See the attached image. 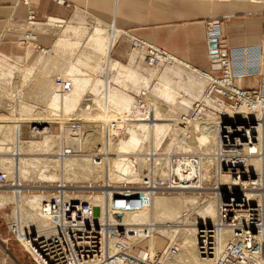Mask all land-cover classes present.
<instances>
[{
	"label": "built area",
	"instance_id": "obj_1",
	"mask_svg": "<svg viewBox=\"0 0 264 264\" xmlns=\"http://www.w3.org/2000/svg\"><path fill=\"white\" fill-rule=\"evenodd\" d=\"M20 1L27 7L26 20L33 23L38 17V7L28 0ZM217 24H210L208 29L209 41L218 43L217 49L210 50L209 70L199 69L155 44H137L148 65L185 63L206 80L202 99L183 121L186 128L198 121L203 130H215L214 150L173 154L170 167L157 163L159 153L148 155L147 170L141 171L143 178L136 186L114 194L101 220L102 209L96 216L95 203L74 196L75 190L59 182L48 191L49 197L40 208V214L49 222L47 227L41 230L20 227L17 231L13 223L7 224L36 264H171L170 259L180 253L177 242L171 241L164 249L154 251L145 245L156 237L151 226H142L139 233L135 230L138 226L126 222L125 217L143 210L152 195L206 190L217 201V221L215 225L198 226L199 256L213 264H264L260 254L264 250V174L243 164L251 158H264V81L252 88L239 84L243 76H259L261 70L264 72V44L242 53H229ZM26 34L20 40L22 45L35 41L32 31ZM235 64L240 66L238 72L234 71ZM68 125L76 136H84L90 124L72 120ZM108 128L115 140L123 134L116 119L109 121ZM47 131V126L31 125L34 134ZM82 154L65 146L58 151L63 157ZM92 158L101 161L96 154ZM208 161L211 162L207 170ZM8 184V178L0 172V189ZM111 215L115 219L111 220ZM217 227L241 229L244 237L222 242L215 233Z\"/></svg>",
	"mask_w": 264,
	"mask_h": 264
},
{
	"label": "bare ground",
	"instance_id": "obj_2",
	"mask_svg": "<svg viewBox=\"0 0 264 264\" xmlns=\"http://www.w3.org/2000/svg\"><path fill=\"white\" fill-rule=\"evenodd\" d=\"M28 1L32 3L30 0ZM47 22H50L49 24L54 27H60L63 21L55 18H47ZM26 23H28V21H26ZM37 23L38 20H35L31 24L28 23L29 26L32 25L28 28L32 27L30 31L33 32L32 37L35 38V41L37 40V33L34 31H36ZM63 30L68 33L61 36L54 48L51 50H44L40 58L34 63L35 65H25V60L20 57H14V59L17 60L16 63H8L7 61L0 63V91L2 88L6 90L4 86L9 83L11 86L17 88L16 90L20 94L24 92L22 96L30 101L32 100L34 104L37 105L36 102L38 101L48 103L47 110L51 112L50 114L43 112L40 117L28 113L24 116L25 118L21 115L22 118H20V116L14 119H6L4 118L6 115L3 114L4 117L0 115V117L2 116L0 118V130L4 126L8 128L6 139L0 141V153L11 152V156L9 157H0V164L4 166L3 173L6 177L8 179H12V177L15 179L14 183L9 187L12 188V193L15 192L17 195L23 194L27 199H33V201L42 205L43 201L48 199L49 194L43 191H40L41 193L31 191H26V193L23 192V190L27 188L24 184L25 181H59L62 185H66L69 182L89 181L91 179H103L107 181L110 179L113 181H127V183L138 182L142 179L144 174L141 171L147 170L148 167V156L145 157L142 155L149 154L147 153L149 150L153 152L163 146L170 125H173L172 128L175 125L176 129L181 133L193 130V139L200 153L214 150L217 138L215 130H203L198 121L192 122L190 124L191 126L186 128L183 121L185 118H188L187 115L190 109L194 108L195 104L202 99L207 85L204 78L201 77L202 80L199 77L201 82L195 76L189 75L187 77L188 85L186 87H184V85L182 86V89L190 95L189 98L186 99L178 96V91L173 86L168 73L171 69H168L169 71L166 70L157 79H152L150 77L142 78L141 74L135 69H132V66L136 63V59L143 55L138 52L140 50H135L131 55V65L121 64L112 60L114 62L112 67L116 68L114 71L116 80L126 75L127 78L135 81L136 84L140 81H144V86L138 91L139 97H144L151 92L152 94L172 102L174 108L168 110L161 105L149 101L136 104L135 98L131 96L128 97L124 92L108 85L107 79L104 81L105 75H111L112 73L110 72L112 68L109 67V62L111 61L110 51L118 38V33L110 29L106 30L105 33L103 29L98 28L95 30V34L89 36V30L83 24L75 27L68 24L67 28L65 27ZM88 37L89 41L79 52L78 48L81 42ZM35 41H29L28 43L30 45ZM105 63H108L107 70ZM19 64L23 65L20 66ZM182 66L188 68L185 63H182ZM190 71L192 70L190 69ZM176 73L181 76L183 71L179 68V70H176ZM53 74H57L61 80H65L62 88L58 83H50L51 77L53 78L54 76ZM47 79L50 81H46ZM9 87L8 85L7 89ZM24 87L27 89H23ZM87 91L90 92L89 95L91 97L89 99H84V106L87 109L91 108L90 112L94 117L81 120L95 121L96 129L94 131L97 137L92 142H94V145L101 146L96 154L101 161L98 162L90 158L92 166L88 170V173L86 172L84 175L78 177L77 174L68 173L65 170L64 164L60 161L63 156H60L58 160V164L59 162H61V164H57L56 166L50 164V159L58 158L51 156L54 151H57L56 147H58V142L60 141L59 144L63 143L65 135L64 133H55L49 128L55 125L54 122L56 121L55 117L58 116V109H63L65 113H68L76 106V102H79ZM4 92L5 91H3V93ZM15 93L17 94V92ZM7 94L12 95L14 98L16 97L13 91H7ZM27 99L25 101H27ZM192 99L196 100L191 103ZM18 101L20 100L18 99ZM177 103L181 105H190L191 103V105L187 107L185 112L181 111L180 115L177 116ZM23 105L29 106L27 102H24ZM30 106L28 108L23 107L25 109V114L27 113V109L29 110L28 112H34L35 110H33V108L38 107L32 104ZM19 108H16L17 111ZM102 112H105L107 115L102 114ZM110 112H112L113 115L110 114ZM20 113L21 112H19V114ZM24 113L22 112L21 114ZM112 117L118 121L120 127L127 128L129 132L126 138L118 139V141L112 143L113 154L112 152H108L106 148L111 143L108 140L110 139L109 134H111L108 123L113 119ZM173 117L177 121L172 120ZM57 122L60 123L59 121ZM30 124L42 125V127L47 126L48 131L46 133L38 132L34 134L29 130L25 133V126ZM98 129H100L101 132L98 131ZM86 132L88 135L93 134L89 130ZM102 134H104V137ZM67 136L72 138V136H76V134L70 132ZM88 140L89 139L86 138L82 142L84 149H86ZM172 144L173 143L169 145L171 146ZM188 146L191 147L192 145ZM186 152H191V150L188 149ZM160 155H163V157L158 156L157 163L163 167H170V157L173 154ZM167 155H170V157ZM250 160L252 161L251 164L247 165L244 162L243 164L248 169L263 170L264 173V158H251ZM210 162L211 161H208V164H210ZM102 164L104 167H101ZM3 166L1 165L2 168ZM94 167L98 169L95 170ZM58 168H60V175L59 173L57 174ZM33 172L35 175H33ZM227 177V174L223 175L224 181L227 180ZM111 187L112 186L108 184L105 186V188ZM123 187L125 188L126 186ZM179 193H184V191ZM114 194L121 193L120 191L103 190L100 192L91 191V193L85 195L76 193L74 196L91 200L98 207H101L103 211V216L100 217L101 220L105 217L106 205ZM9 195V193H0V200L7 196L10 197ZM201 198H203L202 195L175 196L155 194L149 197V200L146 201V207L143 210L128 213L125 217V221L138 226L135 230L139 231V233L141 232L142 226L150 225L155 235L167 236L172 242H174L178 236L183 237L185 243L182 244V242H180L179 244L177 241L176 242L180 249L183 248L186 250L188 256L176 260V257L179 256L178 254L173 259H170L171 264H213L212 261L205 260L199 256L197 237L198 226L215 225L218 206L216 199L211 195L206 196L204 201L200 204ZM189 205H191L190 208L188 207ZM2 207L3 205L0 203V208ZM193 211H195V213ZM194 214L199 216L197 223L191 222V218ZM110 219L113 220L112 215ZM21 224V230L25 228L41 230L47 227L49 222L44 218V221L41 222L39 220H34L33 222L27 221L25 227H23L24 223ZM19 228L17 226V229ZM215 233L222 242L228 239H241L244 237L243 230L237 228L217 227ZM137 239H139V237ZM260 254L261 257H264V250Z\"/></svg>",
	"mask_w": 264,
	"mask_h": 264
},
{
	"label": "rangeland",
	"instance_id": "obj_3",
	"mask_svg": "<svg viewBox=\"0 0 264 264\" xmlns=\"http://www.w3.org/2000/svg\"><path fill=\"white\" fill-rule=\"evenodd\" d=\"M33 4H35V3H33ZM54 4H55L56 10L59 13L58 15L60 17H62L65 21H67V23H65L63 21L60 27H56V28L60 29V31H62L65 27L67 28L68 24H71L72 26L78 25L80 23V21L73 24L74 17H77V19L83 20V23H84L83 25L90 32L89 36L95 34L96 33L95 30L98 28L103 29L104 32L106 30H109V29L112 30V27H110V26H105V25L97 23L95 21L96 20L95 17L91 16L90 14H88L87 12H85L83 10H80V12H78L77 8L67 7L65 5L58 4V3H54ZM34 6H36V5H34ZM37 20L38 21L39 20L40 21H46L47 18H41L38 15ZM26 21H27L26 19L23 22L22 21L21 22L16 21L17 24H14V26L11 28V30H12L11 33L8 36H5L2 38V42L0 43V51L4 52L5 54H8L10 56H12V55H24L26 53L27 48H30L31 49V55L28 59L25 60V63L31 64L35 60V58L40 54V52L42 51L43 48H48V49L51 48V46L53 45L52 42H53V39L55 37V33H57L58 30L51 32L49 34H38V32L34 31L35 33H37V40L35 42L31 43L30 45H29V43L22 45L20 43V40L22 39L23 36L27 35L26 34L27 31L32 30V27L28 28L32 25L29 26L28 23H26ZM232 33L233 32L230 31L229 34L226 33V36L227 35L228 36L234 35ZM131 35H134L138 39L141 38V37H139V34H137L134 31L121 32L120 42H119L118 46L116 47L115 53H114L115 57L122 59V62L127 63V65H129L131 62V55L133 54V51L139 50L137 48V44L139 43V41L132 38ZM223 40H225V39H223ZM88 41H89V37L87 38V42ZM83 45H86L84 41L81 42L80 46L82 47ZM134 48H136V49H134ZM138 52H140V54L144 55L143 51L140 50ZM143 55H142V57L140 56V58L136 59V63L132 66V69H135L139 74H141L142 78L143 77H146V78L150 77L152 79H157L166 70L169 71L168 69H171L168 73H169L170 79L172 80L173 86L178 91V93H177L178 96H181V97L186 98V99L189 98L190 95L187 94L182 89L183 85H184V87H186L188 85L187 77L189 75L195 76L199 81H201L200 75H198V74L196 75L195 73L190 71L189 67L186 68L185 66H182V63H180V62L173 63V65H172V63L171 64L169 63V64L164 65L163 67L149 66L146 63V61L144 60ZM5 61H7L8 63H16L17 60L14 59V57L5 58L4 56H0V63L5 62ZM174 64H176V65H174ZM178 64H180V65H178ZM19 65L21 66L23 64H19ZM112 65H114V62L110 61L109 67L112 68V69H110V72H112V73H111V75H105V78H104V81H105V79H107L106 81H107L108 85H110L113 88H116L117 90L124 92L128 97L131 96V97L135 98L136 104H142L145 101L146 102L149 101V102L161 105L162 107H165L168 110H172L174 108V104L172 102L164 99L163 97L152 94L151 92H149L144 97H142V96L139 97L138 91H139V89H141L144 86V84H145L144 81H140L138 84H136L135 81L130 80L129 78L126 77V75H123L122 78H120L119 80H116V76L114 73L116 68L112 67ZM107 66H108V63L105 65L106 70H107ZM179 68L183 71L181 76H179L176 73V70H179ZM0 75H1V68H0ZM53 75H54L53 76L54 79L51 77L50 80L51 81L54 80V82L58 83V85L62 88L64 86L65 80H61L59 75H57V74H53ZM46 81H48V79ZM7 84L10 86L8 89H7V86H8ZM7 84L4 86L6 88V90L4 88H2V90L0 91V92H2V93H0V115H3V114L6 115L5 117L3 115L4 118H6V119L7 118L12 119L13 118L14 119L17 117L19 118L21 115L24 117L28 113L33 114L36 117H40L43 112H45L47 114L51 113L49 110H47L48 103L38 101V102H36L37 103V105H36L33 103L32 100H31L32 101L31 102L29 99L22 96V94L24 92L22 94H20L16 90L17 88H15L14 86H11L9 83H7ZM27 88H28V86H27ZM27 88L24 87L23 89H27ZM3 91H5V92L3 93ZM7 91L8 92L13 91V94L16 95V97L14 98V97H12V95H8ZM15 92H17V94ZM89 94H90V92L87 91L82 96L81 100L79 102H76V106L72 110H70L68 113H65L63 111V109H58L57 110L58 116L55 117L56 121L54 122L55 125L53 124L54 126H51V130H53L55 133H58V134L64 133V135H65V140L63 141V143L59 144L60 141L58 142V147H56L57 151H59L63 146H65L68 148L72 147L77 151L83 152L82 155H71V156L68 155V156H64V157H62V159H60V161L65 166V170L68 173L77 174L78 177L84 175L86 172L88 173V170L92 166L91 160H90V158H92V154L93 155L97 154L98 153L97 151L99 150V148H101V146L94 145V142H92L97 137V135L94 131L96 129L95 121L81 120V119H89V118L94 117V115H92L90 112L91 108L87 109L84 106V103H85L84 99H87V98L89 99L91 97ZM22 97L26 98L27 101H25L26 99H24ZM18 99L20 101H18ZM194 100H196V99H192L191 103H193ZM24 102H27V105H29V106L32 104V105L38 106L39 108L38 107L33 108V110H35L34 112H28L29 110L27 109L26 110L27 113L25 114L24 113L25 109L23 107L28 108L29 106L28 107L25 106L26 103H25V105H23ZM28 103H30V104H28ZM191 103H190V105H191ZM190 105L189 104L188 105H181L180 103H177V105H176L177 116L180 115L181 111L185 112L187 110V107ZM21 107H22V110H21ZM16 108H19L18 111ZM15 111H17V112H15ZM19 112H21V113L23 112L24 114H21V113L19 114ZM94 113H95V111H94ZM102 114L107 115L105 112H102ZM110 114L113 115L112 112H110ZM22 116L20 118H22ZM72 120L82 121L87 125L90 124L89 127L86 128V130L91 131V133H93L94 136H93V134L88 135L87 132L84 134V136H81V135L72 136L73 139L70 136H67L68 133L72 132L70 126L68 125V123ZM172 120L175 121L176 119H174V117H173ZM57 121H59L60 123H58ZM31 125L32 124L25 126V129H26V130L24 129L25 133L28 132L29 130L31 132ZM172 126L173 125H170L169 131L167 133V137L165 139V143L163 144V146L159 147V149L155 150L156 152L155 151L151 152L149 150L147 153L152 154L155 152V153H159V154H176L175 152H186V151H188V149L191 150V152H198V151L200 152L199 148L197 147V144L195 143V140L193 139V137H194L193 130H189L187 132L181 133V132H179V130L176 129L175 125L173 128H172ZM120 128L123 129V134L118 139L126 138L128 136V133H129L127 131V128H123V127H120ZM98 131L101 132L100 129H98ZM6 134H8V128H7V126H4L0 130V141L6 139ZM102 136L104 137V134H102ZM60 138H61V135H60ZM86 138L89 140H88V144L86 146V149H84V147L82 146V142ZM109 138L110 139H108V140L111 143L106 148H107L108 152H112V154H113L114 151L112 148L113 147L112 143L118 141V139H116V140L113 139L112 134H109ZM90 141H91V143H90ZM171 143H173V144L170 146L169 144H171ZM188 145H192V146L189 147ZM168 148H170V149H168ZM214 148H215V146H214ZM57 151H54L52 156L50 155L51 157H58L56 159H50L51 165L56 166L58 164V160H59L60 156L57 154L58 153ZM211 151L212 150H209L206 152H211ZM204 152L205 151H203V153ZM149 154L142 155V156L147 157ZM108 155H110V154H108ZM9 156H11L10 151L5 152V153L4 152L0 153V157H9ZM29 156H34V155H29ZM167 156L170 157V155H167ZM160 157H163V155H160ZM112 158H113V156H112ZM61 162H59V164H61ZM98 162H100V161H98ZM243 162L246 163L247 165L252 163V161L250 159L243 161ZM1 165L3 166V164H0V172H4V166L2 168ZM101 167H104L103 164L101 165ZM208 168H209V164L207 163V170H208ZM94 169L97 170L98 168L94 167ZM262 172H263V170H262ZM58 173L60 175V173H61L60 168H58L57 174ZM33 175H35L34 172H33ZM8 180H9L8 186L4 189H0V193H5V194L9 193L10 194L9 195L10 197L7 196V197H4L5 199L3 198L2 200H0V203L3 205V207L0 208V212H2L1 218L4 220L5 224L13 223L12 224L13 228H15V230L18 231L20 229L19 227H21V225H22L21 223H24L23 227H25V223L27 221H31V222H33L34 220H36V221L39 220L40 222L44 221V218L42 217V215L39 214L41 205L39 203L33 201V199H27V197H24L23 194L17 195L15 192L12 193V188H9V187H11L12 183H14L15 179L12 177V179L10 178ZM91 180H93V181H91ZM91 180L80 181V182H69L67 184L69 187H71L72 190H75L76 193H82L84 195L91 193V191L92 192H100L103 190H110V191H114V192L120 191L121 192V190L124 188L123 186H126V187L136 186V184H137V182L127 183V181H125V182L113 181L110 179H109V181L103 180V179H99V180L91 179ZM24 184L27 186V188L23 190V192H25V193H26V191H29V192L30 191L31 192H40L41 191L42 192L43 190H45L43 192H45L46 194H49L50 192H48V191L49 190L52 191V189H54V187H56L59 184V181L58 182L25 181ZM107 184L112 186L113 188L112 187L111 188H105V186ZM47 187H49L50 189H48ZM208 191H210V190H206V192H203V193L197 192V191H195V192L187 191L184 193L172 192V193H165V194L166 195H175V196H178V195H180V196H183V195H202L203 198H201V201H200V204H201L204 201L206 196L212 195ZM147 200H149V197L147 198ZM188 207L190 208L191 205H189ZM101 209H102L101 207L97 206L96 216L99 217ZM106 209H107V205L105 208V213L107 212ZM193 212L195 213V211H193ZM113 219H115L114 216H113ZM198 219H199V216L197 214H194L193 217L191 218V222L197 223ZM14 222H17V223H14ZM17 226L19 229H17ZM173 227H179V226H173ZM23 230H27V229L25 228ZM236 234H237V232H236ZM12 237H13V240H17L14 234H12ZM170 241L171 240L167 236L156 235V237H154L153 239L146 241L145 245L150 246L154 251H160V250L164 249L170 243ZM175 241H177L179 244H180V242H182V244L185 243V241L183 240V237H180V236H178ZM14 243L16 244L17 242L14 241ZM187 256L188 255L186 253V250H184L182 248V249H180L179 256L176 257V260H179L181 258H185Z\"/></svg>",
	"mask_w": 264,
	"mask_h": 264
},
{
	"label": "crops",
	"instance_id": "obj_4",
	"mask_svg": "<svg viewBox=\"0 0 264 264\" xmlns=\"http://www.w3.org/2000/svg\"><path fill=\"white\" fill-rule=\"evenodd\" d=\"M30 1L38 7V15L41 18H55L67 23L58 15L54 4L58 3L77 8L78 12L83 10L95 17L97 23L112 27V30L118 33V38L110 51V58L111 61L121 64L127 63L115 57L114 53L120 42L121 32L125 31L136 32L141 38L131 35L135 40L155 44L202 70L211 68L208 29L214 22H218L229 53H242L264 44V0H61L62 3L55 0ZM26 18L27 7L20 0H0V43L3 37L11 33V28L17 24L16 21L23 22ZM79 21L76 26L84 24L83 20L77 17H74L73 24ZM49 23L47 20H39L36 32L49 34L58 30L53 45L49 48L51 50L61 36L68 32L60 31ZM230 31L234 35L226 36ZM84 42L86 44L87 38ZM82 47L79 46V52ZM44 50L48 48H43L31 64H26L25 61L24 64L35 65ZM30 55V48H27L24 55L10 56L0 51V56L20 57L24 60ZM239 70L240 66L235 64L234 71ZM259 74L243 76L239 84L246 88L261 86L264 72L261 70ZM1 215L2 212L0 264H36L20 242L13 240L12 233Z\"/></svg>",
	"mask_w": 264,
	"mask_h": 264
},
{
	"label": "water",
	"instance_id": "obj_5",
	"mask_svg": "<svg viewBox=\"0 0 264 264\" xmlns=\"http://www.w3.org/2000/svg\"><path fill=\"white\" fill-rule=\"evenodd\" d=\"M209 46H210V49H217L218 43L217 42H210ZM223 55H226V52H223Z\"/></svg>",
	"mask_w": 264,
	"mask_h": 264
}]
</instances>
